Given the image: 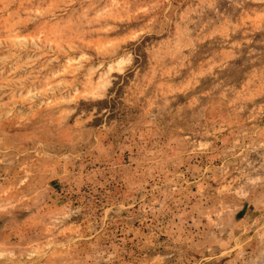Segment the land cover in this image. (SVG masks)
Returning a JSON list of instances; mask_svg holds the SVG:
<instances>
[{
    "label": "rangeland",
    "instance_id": "obj_1",
    "mask_svg": "<svg viewBox=\"0 0 264 264\" xmlns=\"http://www.w3.org/2000/svg\"><path fill=\"white\" fill-rule=\"evenodd\" d=\"M0 264H264V0H0Z\"/></svg>",
    "mask_w": 264,
    "mask_h": 264
},
{
    "label": "trees",
    "instance_id": "obj_2",
    "mask_svg": "<svg viewBox=\"0 0 264 264\" xmlns=\"http://www.w3.org/2000/svg\"><path fill=\"white\" fill-rule=\"evenodd\" d=\"M139 61H140V57L137 56V57L135 58V62L139 63ZM97 103H98V104H107V103H108V99L98 100Z\"/></svg>",
    "mask_w": 264,
    "mask_h": 264
}]
</instances>
